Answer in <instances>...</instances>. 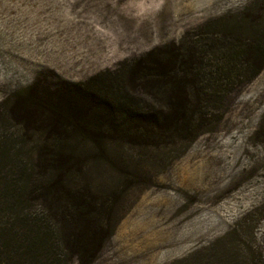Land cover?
Masks as SVG:
<instances>
[{"label": "rangeland", "instance_id": "1", "mask_svg": "<svg viewBox=\"0 0 264 264\" xmlns=\"http://www.w3.org/2000/svg\"><path fill=\"white\" fill-rule=\"evenodd\" d=\"M252 1L0 0V139L21 136L10 98L3 103L13 92L129 70L151 48ZM227 100L221 120L191 141L123 149L140 179L118 200L91 264H264V68Z\"/></svg>", "mask_w": 264, "mask_h": 264}, {"label": "trees", "instance_id": "2", "mask_svg": "<svg viewBox=\"0 0 264 264\" xmlns=\"http://www.w3.org/2000/svg\"><path fill=\"white\" fill-rule=\"evenodd\" d=\"M263 68L264 0H253L151 48L129 70L13 92L3 103L10 98L21 136L15 145L0 139V264H91L114 230L118 200L140 179L123 149L191 141Z\"/></svg>", "mask_w": 264, "mask_h": 264}]
</instances>
